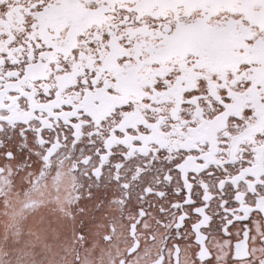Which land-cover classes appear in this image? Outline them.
<instances>
[{
    "label": "snow or ice",
    "instance_id": "snow-or-ice-1",
    "mask_svg": "<svg viewBox=\"0 0 264 264\" xmlns=\"http://www.w3.org/2000/svg\"><path fill=\"white\" fill-rule=\"evenodd\" d=\"M0 264H264V0H0Z\"/></svg>",
    "mask_w": 264,
    "mask_h": 264
}]
</instances>
